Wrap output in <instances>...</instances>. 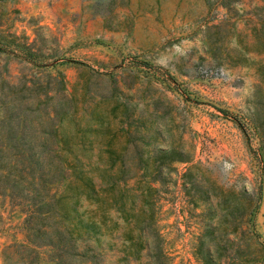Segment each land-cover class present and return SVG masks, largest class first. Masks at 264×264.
<instances>
[{"label": "rangeland", "instance_id": "374dc122", "mask_svg": "<svg viewBox=\"0 0 264 264\" xmlns=\"http://www.w3.org/2000/svg\"><path fill=\"white\" fill-rule=\"evenodd\" d=\"M0 125L25 185L36 159L70 222L96 204L146 221L164 264L231 238L264 255V0H0ZM24 216L0 195V264Z\"/></svg>", "mask_w": 264, "mask_h": 264}, {"label": "trees", "instance_id": "16d2710c", "mask_svg": "<svg viewBox=\"0 0 264 264\" xmlns=\"http://www.w3.org/2000/svg\"><path fill=\"white\" fill-rule=\"evenodd\" d=\"M5 132H8V129L1 130V134ZM14 146L17 147L15 143L0 141V195L7 198L11 204L19 206L25 213L21 221L22 237L15 243L7 244L16 245L21 251L20 257L17 263L10 261L9 264H42L41 251L46 253L43 259L49 264H78L74 257L78 253L85 254L89 251L90 261L79 264H96L94 257L108 248L118 253V264H164L159 258L162 248L153 244L145 233L149 226L146 221L109 220L104 216L105 210L97 204L91 210L99 213L97 220L70 222V219H65L66 209L59 205L62 195H56L50 188L40 189L38 186L40 181L45 182V185L51 182L52 175L44 177L39 161L30 159L27 162L32 177L31 184L25 185V161L18 155H8ZM89 194L94 195V192L86 193ZM106 194L109 192H104L102 196L105 197ZM117 206L115 208L120 214L126 212ZM247 237L250 240L252 235L249 233ZM218 246L221 248L217 249L215 258L210 254L202 255L199 257L200 263L264 264V255L261 252L243 251L232 238L228 240L227 245L220 243ZM227 247L231 250L225 253L223 249ZM4 249L2 248V253ZM141 249L144 250L143 255L139 253ZM152 249L154 258L151 260L152 254L149 251Z\"/></svg>", "mask_w": 264, "mask_h": 264}, {"label": "clouds", "instance_id": "9594fccd", "mask_svg": "<svg viewBox=\"0 0 264 264\" xmlns=\"http://www.w3.org/2000/svg\"><path fill=\"white\" fill-rule=\"evenodd\" d=\"M174 47H175L176 51H177L179 54H181V55L184 54V50H183L179 45H176V46H174ZM156 63H157V66H159V67L168 68V62H167V60L164 59V58H161V59L157 60Z\"/></svg>", "mask_w": 264, "mask_h": 264}]
</instances>
